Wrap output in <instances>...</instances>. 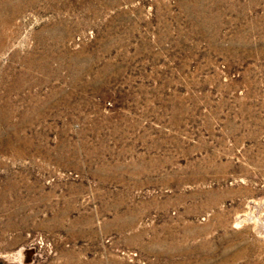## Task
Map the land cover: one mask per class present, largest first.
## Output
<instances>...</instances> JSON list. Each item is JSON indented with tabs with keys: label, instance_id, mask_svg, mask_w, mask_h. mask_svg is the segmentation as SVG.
Here are the masks:
<instances>
[{
	"label": "rangeland",
	"instance_id": "374dc122",
	"mask_svg": "<svg viewBox=\"0 0 264 264\" xmlns=\"http://www.w3.org/2000/svg\"><path fill=\"white\" fill-rule=\"evenodd\" d=\"M0 264H264V0H0Z\"/></svg>",
	"mask_w": 264,
	"mask_h": 264
}]
</instances>
